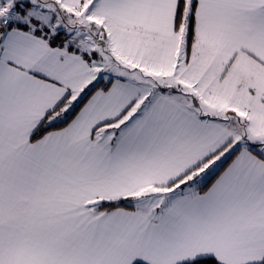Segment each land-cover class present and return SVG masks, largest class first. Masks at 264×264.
<instances>
[{"label":"snow or ice","instance_id":"obj_1","mask_svg":"<svg viewBox=\"0 0 264 264\" xmlns=\"http://www.w3.org/2000/svg\"><path fill=\"white\" fill-rule=\"evenodd\" d=\"M0 264H264V0H0Z\"/></svg>","mask_w":264,"mask_h":264}]
</instances>
